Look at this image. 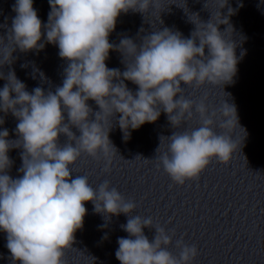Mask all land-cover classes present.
<instances>
[{"label":"clouds","instance_id":"1","mask_svg":"<svg viewBox=\"0 0 264 264\" xmlns=\"http://www.w3.org/2000/svg\"><path fill=\"white\" fill-rule=\"evenodd\" d=\"M156 3L157 0H48L50 11L43 35L44 41L55 44L58 56L67 61L62 86L55 93L36 87L30 94L10 71L0 88V113L11 112L18 120L15 141L7 139V129L0 130V232L6 234L5 247L12 264H63L64 250L71 247L74 233L82 228L84 202H91L94 212L106 220L119 214L127 217L121 228L128 238H118L115 251L120 264H192L197 255L196 247L182 240L176 241L178 257L172 255L167 250L172 234L163 227H153L151 217L132 215L135 203L125 200L109 181L93 188L86 175L70 178L71 166L81 153L93 158L100 153L107 158L110 147L115 149L108 139L111 127L105 128V123L117 113L124 140L129 138V129L156 121L161 111L172 128L191 119L193 112L199 116L198 127L159 138L157 167H162L176 185L198 178L212 159L228 162L242 144V140L237 144L231 136L213 130L214 126L242 129L233 104L224 99L218 109L209 111L203 100L185 98L180 87L183 82L188 87L208 84L222 89L233 82L239 60L236 43L223 35L229 27L232 30L228 22V15L234 14L231 7L224 17L219 12L224 22L216 23L210 18L207 23L200 22L199 28L195 24L189 38L168 28L144 37L139 46L123 38L115 49L122 54L126 70L120 73L106 67L109 50L114 48L108 36L118 15L129 10L145 13ZM226 3L223 0L220 8ZM32 4L33 0H15L9 30L13 47L0 55L2 65L11 63L15 49L27 52L44 47V42L38 43L42 25ZM220 24L227 25L224 31L218 30ZM125 57H131V62H125ZM114 78L117 83H113ZM124 80L137 85L135 94L127 89ZM89 99L99 108L93 120H89ZM3 122L0 118V125ZM69 125L79 131L78 137ZM59 134L70 143L60 146ZM162 139L167 141L163 152ZM13 147L23 149L18 169L22 175L15 179L6 171L12 163L7 153ZM147 227L155 229L151 242L142 231Z\"/></svg>","mask_w":264,"mask_h":264},{"label":"water","instance_id":"2","mask_svg":"<svg viewBox=\"0 0 264 264\" xmlns=\"http://www.w3.org/2000/svg\"><path fill=\"white\" fill-rule=\"evenodd\" d=\"M14 3L15 0H0V55L13 47L9 30L15 16ZM32 6L42 25L38 43L44 42V47L27 52L15 49L11 63L0 62V76L4 77L0 79V88L11 71L30 94L36 87L45 93H55L62 86L67 61L58 56L55 44L44 41L43 25L50 11L48 0H33ZM222 6L223 0H157L155 8L150 7L145 13L132 10L120 13L108 36L114 48L109 50L105 65L120 73L126 70L122 54L115 49L123 38H130L139 46L144 37L164 28L189 38L195 24L199 28L200 22L207 23L210 18L216 23L224 22L220 15L226 16L231 7L234 14L228 15V22L232 30L229 27L223 35L236 43L239 60L233 82L222 89L208 84L188 87L183 82L180 87L185 98L193 102L203 100L209 111L218 109L224 99L235 106L238 125L245 135L235 126L230 129L214 126L213 130L231 136L237 144L242 140L239 150H234L226 163L210 160L198 178L176 185L162 167H157L159 138L198 127L199 116L193 112L191 119L172 128L161 111L156 121L129 129V138L124 140L117 113L105 123V128L111 127L108 139L115 149L110 147L107 158L100 153L95 158L81 153L71 166L70 178L86 175L93 188L109 181L110 187H115L125 200L135 203L132 215L151 217L153 227H163L172 234L167 246L172 255H179L177 240L195 246L197 255L192 264H264V0H227ZM226 27L220 24L218 30L224 31ZM125 62H131V57H125ZM117 82L114 78L113 83ZM123 83L135 94L137 85L128 80ZM86 103L92 109L89 120H93L99 108L91 99ZM0 118L4 121L0 130L7 129V139L15 141L17 118L11 112L0 113ZM64 122H68L66 113ZM69 129L76 137L80 135L75 127L69 125ZM65 143L70 141L59 134L58 144ZM166 144V139H162L161 152ZM22 151V147H13L7 153L12 163L6 171L13 179L22 175L18 172ZM84 207L82 228L74 233L71 247L64 250L63 264H120L115 251L117 239L128 238L121 228L127 217L119 214L106 220L94 212L91 202H84ZM142 231L151 242L155 229L147 227ZM5 244L6 234L0 232V264H12Z\"/></svg>","mask_w":264,"mask_h":264}]
</instances>
